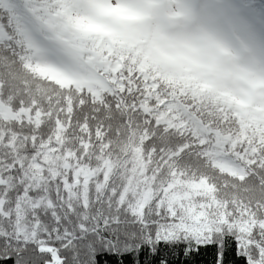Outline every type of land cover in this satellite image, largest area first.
Returning <instances> with one entry per match:
<instances>
[{
	"label": "snow or ice",
	"instance_id": "snow-or-ice-1",
	"mask_svg": "<svg viewBox=\"0 0 264 264\" xmlns=\"http://www.w3.org/2000/svg\"><path fill=\"white\" fill-rule=\"evenodd\" d=\"M161 244L264 264V47L195 0H0V261Z\"/></svg>",
	"mask_w": 264,
	"mask_h": 264
},
{
	"label": "rangeland",
	"instance_id": "rangeland-1",
	"mask_svg": "<svg viewBox=\"0 0 264 264\" xmlns=\"http://www.w3.org/2000/svg\"><path fill=\"white\" fill-rule=\"evenodd\" d=\"M205 15H222L255 48L264 47V2L261 0H195Z\"/></svg>",
	"mask_w": 264,
	"mask_h": 264
},
{
	"label": "trees",
	"instance_id": "trees-1",
	"mask_svg": "<svg viewBox=\"0 0 264 264\" xmlns=\"http://www.w3.org/2000/svg\"><path fill=\"white\" fill-rule=\"evenodd\" d=\"M264 2V0H261ZM183 248L184 245H180L177 247H169L168 245L161 244L159 246L157 255L155 257H151L148 252L147 246H144L140 253V261L141 264H159V261L161 259H167L168 264H192L191 261L184 260L183 258ZM180 252V256H177V253ZM201 256L196 257V261L201 260H209L211 259V256H213V264L215 260V248L212 249H201ZM232 253L233 257L229 256L230 259H235V245L232 247ZM195 255V254H194ZM97 260L99 261V264H105V261H107V264H121V261H123V264H133L134 261V254H126L122 257L117 256H110L107 253L103 254L102 256H98ZM0 264H13L11 260L7 261H0ZM236 264H245V261L243 258L238 260Z\"/></svg>",
	"mask_w": 264,
	"mask_h": 264
}]
</instances>
